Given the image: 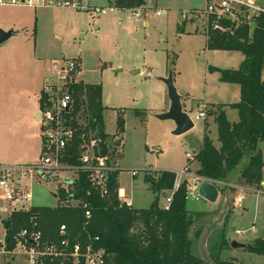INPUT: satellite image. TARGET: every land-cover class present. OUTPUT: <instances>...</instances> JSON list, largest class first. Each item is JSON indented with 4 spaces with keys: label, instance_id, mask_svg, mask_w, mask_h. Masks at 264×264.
I'll return each instance as SVG.
<instances>
[{
    "label": "rangeland",
    "instance_id": "obj_1",
    "mask_svg": "<svg viewBox=\"0 0 264 264\" xmlns=\"http://www.w3.org/2000/svg\"><path fill=\"white\" fill-rule=\"evenodd\" d=\"M53 1L54 4L21 6L23 13L30 16V27L0 45V164L33 166L42 156L41 124L35 121L33 111L40 109L48 73L42 69L44 65L36 62V54L55 55L59 60L80 57L79 79L103 86L107 139L112 150H121L113 157L119 165V187L134 208H149L155 194L145 180L147 176L157 178L161 171L178 173L185 167L194 173L199 165L195 155L202 146L205 127L218 145L216 111L221 105L239 102L240 91L238 85L220 81L219 73L210 71V67L237 68L244 57L239 51L206 49L204 14L191 12L180 0H146L148 9L143 18L131 13L142 8L118 10L109 0H83V4L86 1L92 7L110 9L98 16L85 9L74 8L76 12H71L66 10L71 7L56 8L62 6L57 3L63 0ZM28 7H33V12ZM2 9L5 8L0 5ZM158 10L163 13L157 15ZM183 13H187V19ZM145 21L148 25H144ZM170 59L175 61L174 82L183 96L184 109L195 123L183 135L172 133L173 121L155 116L165 112L163 106L169 108L167 86L157 77L168 73ZM201 103L206 105L204 120L196 118ZM143 111L145 116L136 115ZM226 111L230 121L238 120L236 110ZM119 114L125 118L124 132L117 129ZM115 131L124 138L122 147L114 143ZM259 148L264 158V142ZM187 153L192 158H187ZM132 171L138 174L133 176ZM38 174L35 169L14 173L27 185L31 205L64 204L61 196L54 195L70 173L62 172L58 180L49 182L39 181ZM237 177L235 174L231 182L243 190L217 187L216 202L202 197L187 201V212L193 214L189 230L192 251L208 264H214L217 255L222 260L233 259L236 264H264L263 256L231 247L233 240L251 244L256 238H264V173L261 186L241 183ZM239 195L244 198L241 204L235 202ZM164 202L165 195L161 193L159 203ZM2 207L8 210L3 212ZM10 210V204L0 199V241H5L2 220ZM236 230L243 234H236ZM17 248L8 252L0 242V264H15L11 257L16 255L27 261Z\"/></svg>",
    "mask_w": 264,
    "mask_h": 264
},
{
    "label": "trees",
    "instance_id": "obj_2",
    "mask_svg": "<svg viewBox=\"0 0 264 264\" xmlns=\"http://www.w3.org/2000/svg\"><path fill=\"white\" fill-rule=\"evenodd\" d=\"M113 1L118 9L144 5V0ZM213 20L210 19L204 31L206 49L239 51L244 58L237 68L211 66L210 71L218 72L222 82L239 85L240 101L221 105L216 111L218 145L205 127L202 146L195 155L199 164L195 172L219 189L225 188L219 182L230 183L235 174L241 183L261 186L264 173V158L259 148L264 142V16L258 19L253 30L245 23L231 24L226 20L219 21L220 28H213ZM174 63V59H170L168 67L172 68ZM74 89L76 108L85 106L88 110L89 126L79 129L70 149L71 156L65 161L79 164L81 134L88 133L89 127L98 128L103 154L109 153L110 146L103 115L102 84L80 82ZM227 108L237 111V121L228 119ZM145 114L143 111L136 115L143 117ZM117 129L124 132L122 114L117 116ZM119 173V169L111 172L106 191L101 193L90 183L88 173L81 171L72 197L79 200L77 205L33 206L29 211L10 212L2 220L6 251H14L18 234L32 229L36 221L42 234L41 247L55 246L54 253L42 256L44 264H71V254L77 245L80 253L88 248L92 254L99 253L101 264H208L192 251L189 230L193 214L186 209V182L174 193L170 209L165 210L159 197L173 189L177 173L165 170L157 178L147 176L145 180L155 197L149 208L138 209L120 200ZM59 196L61 202L71 198L64 192ZM246 249L264 257V238H256ZM214 264L236 263L217 255Z\"/></svg>",
    "mask_w": 264,
    "mask_h": 264
},
{
    "label": "built area",
    "instance_id": "obj_3",
    "mask_svg": "<svg viewBox=\"0 0 264 264\" xmlns=\"http://www.w3.org/2000/svg\"><path fill=\"white\" fill-rule=\"evenodd\" d=\"M47 2L54 4L53 0H0V5L41 6ZM57 4L75 9H85L96 16L104 15L110 10L108 7H92L86 1L85 5L80 0H63ZM195 10H198L196 12L200 14H204L207 28L210 19L213 18V28H220L219 21L226 20L231 24L245 23L253 30L258 23V19L264 16V3L258 0H207L204 8ZM131 12L133 17L142 18L143 16L142 10L135 9ZM160 13L158 12V14ZM182 16L184 19L188 18L187 13H183ZM251 23H254L253 27ZM80 71L81 62L78 58L56 60L50 68L40 98V117L38 121L42 130V156L40 160L33 166L9 167L0 164V199L10 204V212L29 211L33 207L31 205V193L27 185L19 178L14 177V173L17 171L26 170L30 172L35 169L39 172L38 180L43 182L58 180L62 172L70 173L63 179V183L58 187L54 196L58 198V195L64 192L71 197L65 200L64 204L74 206L79 203V200L72 197L76 193L81 171L88 173V179L92 186L101 191V193H105L111 172L119 169L118 163L113 157H115V152L120 153L121 150H112L109 141H107V145L110 146L109 153L103 154L98 128L91 129L89 127L88 133L81 134V141L78 146L79 164H71L65 161V158L71 156L70 149L79 129H85L89 126L88 110L85 109V106H81L77 110L75 103L74 86L76 83L82 82L79 79ZM199 108L196 118L204 120L206 117L205 103H201ZM192 120L194 121L193 118ZM117 132L119 131H115L113 140L117 146L120 145L122 147L123 145L120 143L124 141V138L117 135ZM86 134L88 138H86ZM186 156L187 158H192L190 153H187ZM137 174V171H132L133 176ZM183 182H186L187 200L190 198L195 200L201 198L202 196L199 193L200 185L203 182L212 183L195 172L191 173L188 167L183 168L177 173L173 189L165 196V202L162 205L165 210L170 209L173 195ZM219 184L224 187H235L243 190V187L232 182H219ZM119 198L122 202H126L131 206V203H128L124 196L121 195L120 190ZM243 200V195H239L235 202L241 204ZM7 210L6 207L1 208L3 212ZM86 216H90L89 211L86 212ZM37 227L38 222L35 221L32 224V229H25L17 236L18 252H23L30 264H44L42 256L55 252L54 245L41 247L42 234ZM236 234L240 235L243 232L236 230ZM0 242L1 246H6L3 239ZM80 251V247L78 245L75 246L71 254V264H101L99 253L92 254L89 248L85 253H80Z\"/></svg>",
    "mask_w": 264,
    "mask_h": 264
},
{
    "label": "crops",
    "instance_id": "obj_4",
    "mask_svg": "<svg viewBox=\"0 0 264 264\" xmlns=\"http://www.w3.org/2000/svg\"><path fill=\"white\" fill-rule=\"evenodd\" d=\"M80 1H83V0H80ZM113 0H109V3H110V5L111 6H114L113 5V3H111ZM164 1V0H163ZM88 3V2H87ZM89 4V3H88ZM180 4L181 5H183V6H185V7H187V8H189V10H195V9H202V8H204L205 6H206V4H207V0H180ZM5 9H2V10H0V28H2V29H4V30H13L14 31V34L12 35V37L13 36H17L18 34H21V33H23L24 31H25V29L27 30L28 29V27H30V25H29V22H30V16L29 15H27V14H25V13H23V10L22 9H20V8H22L21 6H13V5H7V6H3ZM67 7H69V6H66V8ZM95 7H97V6H95ZM148 7V5H147V1L146 0H144V5L143 6H141L140 8H142V11H143V16H142V18L144 17V15H146V14H144L146 11H147V8ZM32 12H33V7H28ZM38 8V7H37ZM37 8H35V12H36V14H37V20H38V22H40L41 21V19H40V17H39V14L37 13V11H38V9ZM55 8V7H54ZM56 8H63V6H61V7H56ZM65 8V7H64ZM63 8V9H64ZM70 8V7H69ZM116 9H118V8H116ZM67 11H71V12H76V10H74V8L73 7H71V9H66ZM118 10H120V9H118ZM78 12V11H77ZM158 12H161V10H158L157 11V15H161L163 12H161L160 14H158ZM132 13V12H131ZM39 25V24H38ZM144 25H148V23H147V21H145V24ZM18 27V28H17ZM16 29H19V30H16ZM22 29V30H21ZM9 40V39H8ZM7 40V41H8ZM121 51H122V49H121ZM48 57V58H47ZM38 58V59H37ZM36 62H39V63H41V66L42 65H44L43 67H42V69H46V71H47V73H49V71H50V68L52 67V64H53V62L54 61H56V60H59L60 58H58V57H56L55 55H50V56H47L46 54H36ZM78 59L80 60V62H81V64H82V61H81V58L80 57H78ZM242 62V61H241ZM170 69V68H169ZM172 69V68H171ZM173 70V69H172ZM169 72V71H168ZM168 75V73L165 75V76H167ZM80 76H81V71H80ZM79 76V77H80ZM155 77V76H154ZM162 77H164V76H162ZM263 79H264V76H263ZM82 80V79H81ZM82 82H84L83 80H82ZM84 83H87V82H84ZM230 84H232V83H230ZM235 85H237V84H235ZM239 86V85H238ZM161 88V87H160ZM161 90H162V88H161ZM239 91H240V87H239ZM183 97V96H182ZM102 98H103V96H102ZM183 101V100H182ZM170 105V104H169ZM184 105V104H183ZM167 107L168 106H163V109H164V111H167L166 109H167ZM185 110V109H184ZM38 112H39V109H37V110H35V112L33 111V113L35 114V121H39V120H37V114H38ZM117 119V118H116ZM235 121H237V120H233L232 122H235ZM174 129H175V127H174ZM173 129V130H174ZM106 132H107V130H106ZM108 133V132H107ZM218 144V143H217ZM119 166V165H118ZM198 168V167H197ZM177 173V172H176ZM120 192H121V195H123L124 196V199H126V201L128 202V203H131V206L133 207V205H132V202H131V200L127 197V195H126V193H125V191H124V189L123 188H121L120 187ZM219 197V196H218ZM3 208V207H2ZM11 260H12V262H14L15 264L17 263H19V264H30V263H28L27 261H23L24 259H21V257L20 256H18V255H16V256H13V257H11ZM227 260V259H226Z\"/></svg>",
    "mask_w": 264,
    "mask_h": 264
},
{
    "label": "water",
    "instance_id": "obj_5",
    "mask_svg": "<svg viewBox=\"0 0 264 264\" xmlns=\"http://www.w3.org/2000/svg\"><path fill=\"white\" fill-rule=\"evenodd\" d=\"M14 34L13 30H4L0 28V45L6 42ZM167 86L168 97L170 105L167 111L156 114L155 116L162 120H171L175 124V129L172 131L174 135H183L191 131L195 127V123L187 111L184 110L183 97L178 92L174 82V72L170 68L168 75L164 77H157ZM40 112L37 114V120H39ZM199 193L207 201L216 202L219 196V189L216 185L210 182H203L200 185ZM249 244L233 240L231 247L233 249L247 248Z\"/></svg>",
    "mask_w": 264,
    "mask_h": 264
}]
</instances>
